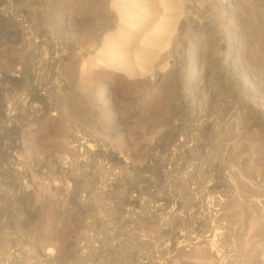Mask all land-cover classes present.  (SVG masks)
Here are the masks:
<instances>
[{
	"label": "rangeland",
	"instance_id": "obj_1",
	"mask_svg": "<svg viewBox=\"0 0 264 264\" xmlns=\"http://www.w3.org/2000/svg\"><path fill=\"white\" fill-rule=\"evenodd\" d=\"M39 95L53 106L40 116ZM10 148L29 232L3 245L15 217L0 206V264H63L73 212L99 197L139 205L156 246L146 259L104 247L90 264H264V0H0ZM221 179L203 206L189 199ZM203 218L220 225L215 249L193 241Z\"/></svg>",
	"mask_w": 264,
	"mask_h": 264
},
{
	"label": "built area",
	"instance_id": "obj_2",
	"mask_svg": "<svg viewBox=\"0 0 264 264\" xmlns=\"http://www.w3.org/2000/svg\"><path fill=\"white\" fill-rule=\"evenodd\" d=\"M19 155L20 150L17 148L0 151V206L2 208L6 206L13 207L15 217L12 229L7 228L6 225L1 229L3 245L7 246H10V243L6 239L13 238V245L17 246L21 239L25 238L24 235L29 232V229L22 230L21 228L23 212L20 208L21 198L18 195L20 194L21 184L19 181L20 174L17 176V167L15 166L19 161ZM99 166L101 172L102 170L111 171L112 169L115 172L114 175L118 172L106 160H101ZM105 176L102 178L101 175H98L99 190L104 189L103 180L109 178ZM108 184H111V182L109 181ZM109 187L112 188L111 185ZM15 189L17 190L15 191ZM134 200L136 199L134 198ZM68 209L73 211L70 206ZM139 209V205H123L117 200L99 197L94 200L93 206L82 215L75 216L73 212L75 236L68 248L69 258L65 259L63 264H90L83 261V258L87 255L102 252L104 247H108L123 257L126 254L135 252L143 255L145 259L149 258L146 255L155 252L156 243L154 239L149 238V235L140 229ZM107 237L110 240L105 246L103 241ZM145 261L148 262V259ZM163 261V259L156 258L158 263ZM45 262L46 264H60L58 259H49ZM139 262L144 263V260H139Z\"/></svg>",
	"mask_w": 264,
	"mask_h": 264
},
{
	"label": "bare ground",
	"instance_id": "obj_3",
	"mask_svg": "<svg viewBox=\"0 0 264 264\" xmlns=\"http://www.w3.org/2000/svg\"><path fill=\"white\" fill-rule=\"evenodd\" d=\"M25 14V13H24ZM27 15V14H26ZM23 17V16H22ZM15 20V19H14ZM11 21H12V19H11ZM14 22V21H13ZM16 22V21H15ZM20 22V21H19ZM21 23V22H20ZM55 55H57V54H55ZM51 56V55H50ZM64 56V55H63ZM51 58V57H50ZM53 58V60H51L52 62H63L64 61V59H65V57H52ZM46 59H48V57L46 58ZM46 61V60H45ZM45 63V62H44ZM44 63H43V65H44ZM46 64V63H45ZM59 64V63H58ZM57 64V65H58ZM47 67V66H46ZM53 67V66H52ZM41 83V82H40ZM43 83V82H42ZM41 85V84H40ZM39 87V86H38ZM43 87V86H42ZM45 87H47V85L45 86ZM37 88V87H36ZM49 88V87H48ZM47 88V89H48ZM46 90V89H45ZM49 90V89H48ZM38 91V90H37ZM37 93V92H36ZM45 93V92H44ZM35 95V94H34ZM44 95V94H43ZM39 98H40V105H38V103H37V107H38V116H40V114H42V113H44V111H48V110H50L53 106L51 105V101H49L48 99H46V97H43V96H41V95H39ZM36 100V99H35ZM37 102V101H36ZM38 102H39V100H38ZM35 103V102H34ZM35 105V104H34ZM54 105V104H53ZM39 109L41 110V112L39 111ZM36 113V112H35ZM10 114V113H9ZM11 115V114H10ZM192 115V114H191ZM194 116V115H193ZM8 119H9V117H8ZM10 119H11V116H10ZM40 119H41V117H40ZM9 121V120H8ZM35 122H36V120H35ZM41 122V121H40ZM39 122V120H38V118H37V123H40ZM42 123V122H41ZM6 130V129H5ZM8 130V129H7ZM188 139V138H187ZM186 139V140H187ZM78 140V139H77ZM183 140V139H182ZM75 141V140H74ZM79 141V140H78ZM181 141V140H180ZM83 143V142H82ZM88 144V143H87ZM181 144V143H180ZM183 144V143H182ZM78 145V144H77ZM80 145V144H79ZM86 144H84V146H85ZM84 146H82V147H84ZM182 146V145H181ZM181 146H180V148H181ZM185 146H187V145H185ZM89 147H90V145H89ZM179 147V146H178ZM188 147V146H187ZM85 148V147H84ZM83 148V149H84ZM82 149V150H83ZM179 149V148H178ZM191 149V148H190ZM176 150H177V148H176ZM182 150V149H181ZM184 150V149H183ZM182 150V151H183ZM189 150V149H188ZM179 151H180V149H179ZM177 152V151H176ZM175 153V152H174ZM179 153V152H178ZM177 153V154H178ZM176 154V155H177ZM179 154H181V153H179ZM174 158V157H173ZM180 158V157H179ZM181 164H183V163H181ZM180 164V165H181ZM179 165V166H180ZM183 166V165H182ZM220 178V177H219ZM212 179V178H211ZM222 180V179H221ZM222 182H223V180L222 181H220V180H216L215 182H209V183H207L206 185H203V186H201V189H200V191H199V194H198V196H196L195 198H189V199H191V201H193V202H195V203H197V202H200L201 203V201H202V199L205 197V196H207L208 195V193H210L211 191H213V190H216L218 187H221L223 184H222ZM225 183V182H224ZM198 185H200V184H198ZM200 187V186H199ZM198 187V188H199ZM224 189V188H223ZM221 191H222V189H220ZM215 198V197H214ZM213 198V200L212 201H214V200H216V199H214ZM131 199V198H130ZM162 199V198H161ZM212 199V198H211ZM161 201H163V200H161ZM190 201V200H189ZM217 201V200H216ZM199 203V204H200ZM202 204V203H201ZM202 206H203V204H202ZM203 208V207H202ZM206 210V214H207V218H210L211 217V215H210V211L209 210H207V209H205ZM215 210H218V208H215ZM219 214H216V215H214V217L213 218H215L214 219V221H217L218 219H217V216H218ZM193 229H192V231L191 232H193V237H194V239H193V241L194 242H201V241H204V242H206L211 248H213V249H215V247L217 246V241H216V236H218L217 234L219 233H221V230L219 229L220 228V225H219V223H214V222H212V223H210V224H208L207 222H206V220L203 218V219H199V220H196L194 223H193ZM190 232V233H191ZM191 235V234H190ZM191 235V236H192ZM189 238H192V237H189ZM145 263V262H144ZM143 263V264H144Z\"/></svg>",
	"mask_w": 264,
	"mask_h": 264
}]
</instances>
